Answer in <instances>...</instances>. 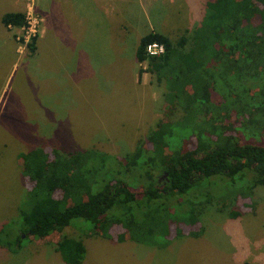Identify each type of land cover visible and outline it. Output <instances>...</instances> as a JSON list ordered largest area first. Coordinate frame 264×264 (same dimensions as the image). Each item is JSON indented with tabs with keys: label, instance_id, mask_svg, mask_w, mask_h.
Segmentation results:
<instances>
[{
	"label": "rangeland",
	"instance_id": "374dc122",
	"mask_svg": "<svg viewBox=\"0 0 264 264\" xmlns=\"http://www.w3.org/2000/svg\"><path fill=\"white\" fill-rule=\"evenodd\" d=\"M33 1L37 6L59 7L56 0ZM205 2L121 3L122 16H118L117 22L107 18L105 38L92 28L84 39L91 72L85 81L75 82V76L73 79L69 76L74 72L73 63L78 55L66 47L71 42L65 36L67 29L53 38V26L45 30L40 40V45L45 42L55 51V55L48 54L47 61L42 55V69L32 65L26 68L23 62L10 59L0 63V264H66L55 250L56 241L65 235L81 238L85 244L82 264H264V185L250 189V173L235 180L211 177L195 191L181 196L180 212L175 216L188 214H182L188 197L194 203L209 197V202L196 204L199 224H172L168 244L90 237L83 231L88 225L78 228L74 225L82 220L74 219L44 242L32 236L24 240L26 236L22 235L21 248H14L23 228L19 213L27 207L25 193L29 182L22 176L18 155L41 147L48 153L54 148L61 155L86 152L87 167L94 166L105 175L107 170L118 168V159L134 150L138 140H144L159 121L180 119L183 111L171 110L164 101L165 81L158 82L149 72L139 77V68L144 69L146 62H137L136 46L149 31L162 33L173 41L190 35L200 24ZM51 9L52 6L48 11ZM49 20L45 17L41 30ZM67 22V15L61 13L58 25L67 27ZM8 56L0 50V61ZM36 85L41 89L39 100ZM251 92L242 95L248 97ZM213 99L219 101L220 97L214 94ZM225 122L238 124L233 115ZM255 130L256 135L250 137L263 141L264 130L261 133ZM135 191L140 192L139 188ZM248 198L256 203L254 213L243 212L231 218L228 215L231 210L249 211ZM201 225L203 231L198 237L189 235L191 231H199ZM176 227L184 234L175 235ZM118 230L114 226L111 232L115 234ZM5 244H10V248Z\"/></svg>",
	"mask_w": 264,
	"mask_h": 264
},
{
	"label": "trees",
	"instance_id": "16d2710c",
	"mask_svg": "<svg viewBox=\"0 0 264 264\" xmlns=\"http://www.w3.org/2000/svg\"><path fill=\"white\" fill-rule=\"evenodd\" d=\"M1 21L6 27L22 26L24 13L7 12ZM36 40L28 44L31 51ZM152 41L164 44L162 55L145 53ZM135 56L146 62L139 77L149 72L158 82L164 80V101L171 110L181 109L183 116L159 121L105 175L87 167L86 152L61 155L54 148L49 153L36 148L19 154L22 176L29 182L16 250L22 235L44 242L74 219L82 220L75 223L78 228L88 225L83 231L90 237L168 244L173 223L199 224L196 204L209 197L194 203L188 195L182 211L188 214H175L180 197L205 180H235L250 173V189L264 185V140L250 137L255 129L264 130V0H206L200 24L190 35L173 41L149 31L140 37ZM249 91L248 97L242 95ZM231 115L237 119L235 126L225 122ZM127 175L135 178L125 179ZM246 205L249 211L239 208L228 215L254 213L256 203L249 199ZM114 226L119 228L115 234ZM202 231L201 225L189 235L198 237ZM175 232L184 234L180 227ZM55 245L66 264H82L86 247L81 238L65 235Z\"/></svg>",
	"mask_w": 264,
	"mask_h": 264
},
{
	"label": "crops",
	"instance_id": "0c3cea01",
	"mask_svg": "<svg viewBox=\"0 0 264 264\" xmlns=\"http://www.w3.org/2000/svg\"><path fill=\"white\" fill-rule=\"evenodd\" d=\"M32 1L34 10L36 14H38L42 21H45L46 18H50V20L43 27V30H39V34L37 36L35 48L31 51L29 48H26L22 52L18 51V48L15 45L13 40L14 38V28L6 27L2 21L1 17L3 14L7 12H20L24 13L27 5ZM59 2V7H54L50 4L49 7L52 6L51 11L48 6L39 5L33 0H0V50L3 53L8 54L9 56L6 59H1L0 63H4L8 59L16 62H23L22 65L29 67L32 65L35 69H42V55L44 57V61H47L48 54L55 55V51L51 50V47L47 45V43H42L40 45V40L45 34V30L49 26H53V34L52 37L60 35L67 29V33L65 34L66 39L71 41L68 46H66L69 50H71L75 55L77 53V58L75 59V63H73L74 72H70L69 76L73 79L75 76V82L85 81V78H89L90 75V64L89 58H85L87 54V48L85 47V37L88 36L89 31L91 29H95V33L100 36V33L103 34V37H106V21L107 18L110 20L117 22L118 16H122V4L129 5L132 0H56ZM120 1H122L120 3ZM65 8V10H64ZM65 13L67 15V27L58 25V21L61 17V13ZM44 14V16L42 14ZM49 13V14H48ZM52 14L58 15L57 17H51ZM108 14V15H107ZM41 28V27H40ZM152 30V29H150ZM6 48H1L5 47ZM64 52V50H63ZM38 60L35 61V57L39 56ZM53 61V59L51 58ZM54 62V61H53ZM138 62V61H137ZM139 63V62H138ZM144 63V62H142ZM61 62L58 63L60 67ZM23 76H25V71L23 72ZM58 76H60L58 71ZM138 81V79H137ZM38 90L35 91L36 99L39 91L41 90L38 85H36ZM42 101V98H41ZM58 130H56V134ZM56 136V135H55ZM45 139H47L45 137ZM51 140V137H50ZM42 148V147H41ZM30 151V150H29ZM24 184V182H23ZM26 194V193H25Z\"/></svg>",
	"mask_w": 264,
	"mask_h": 264
},
{
	"label": "built area",
	"instance_id": "2783aa9c",
	"mask_svg": "<svg viewBox=\"0 0 264 264\" xmlns=\"http://www.w3.org/2000/svg\"><path fill=\"white\" fill-rule=\"evenodd\" d=\"M24 21L25 23L19 27L8 26V28L15 29L14 38L17 42L19 52L28 48V44L31 42L32 38L37 37L39 34L42 18L36 14L32 1L27 5L24 12ZM164 52V44L157 41L147 43L145 46V53L148 56H160Z\"/></svg>",
	"mask_w": 264,
	"mask_h": 264
}]
</instances>
